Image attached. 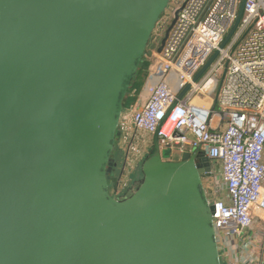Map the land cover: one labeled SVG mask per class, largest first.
I'll return each mask as SVG.
<instances>
[{"label":"water","instance_id":"water-1","mask_svg":"<svg viewBox=\"0 0 264 264\" xmlns=\"http://www.w3.org/2000/svg\"><path fill=\"white\" fill-rule=\"evenodd\" d=\"M168 4L0 0V264H221L199 149L172 160L154 134L131 195L108 189L122 101Z\"/></svg>","mask_w":264,"mask_h":264},{"label":"built area","instance_id":"built-area-1","mask_svg":"<svg viewBox=\"0 0 264 264\" xmlns=\"http://www.w3.org/2000/svg\"><path fill=\"white\" fill-rule=\"evenodd\" d=\"M241 0H182L143 91L132 111L131 142L140 133L156 134L161 148L178 145L179 153L199 149L220 164L221 198L211 186L205 189L213 207L216 232L240 237L250 228L255 211L264 212V0H246L238 26L223 48L220 43L237 17ZM218 55L206 72L195 75L215 50ZM223 75L216 92L218 111L189 102L195 93L205 96L214 76ZM176 89L189 84L185 99L176 104ZM208 86L205 88V86ZM122 115V114H121ZM217 115L219 128L211 122ZM128 146V149H129ZM153 147V145H152ZM124 174L115 195L126 187ZM128 176V173L126 174ZM246 248V246H245ZM242 264L251 258H241Z\"/></svg>","mask_w":264,"mask_h":264},{"label":"crops","instance_id":"crops-1","mask_svg":"<svg viewBox=\"0 0 264 264\" xmlns=\"http://www.w3.org/2000/svg\"><path fill=\"white\" fill-rule=\"evenodd\" d=\"M171 88L174 91H177V95L181 90L176 89V85L173 79H170ZM144 87V84H143ZM143 87L141 90V96H145L143 91ZM211 90L205 96H198L197 102L204 108H209L214 112L218 111V106L215 103V96L218 89H216V80L213 81L210 85ZM219 87V86H218ZM184 96L182 99H185ZM196 97H191L189 102L195 100ZM140 105L135 103L131 108H127L122 111V115L120 117L118 131L120 135L118 136V148L121 150L128 149L131 134L133 132L132 124L129 120L130 115L133 110L138 108ZM219 118L215 115L212 119L211 126L213 128H219ZM154 135L140 133L136 135L133 142H131L128 152L129 157L127 159V173L125 174L123 183L126 184V187L123 189V193H126V189L132 184V187L136 185L140 178L135 176L138 172V165L143 161L145 152L149 150L153 145ZM211 172L202 176L203 184L205 189L208 187H217L218 184L215 182H219L220 184V173L221 168L220 164L217 161L210 160ZM204 177V178H203ZM215 184V185H214ZM221 192L219 196L221 198L225 197V192L221 188ZM253 223L250 228L246 229L240 237L226 234L224 232H218L216 235L217 245L219 250V257L221 264H242V257L251 258V262L248 264H264V212L255 211L253 213ZM246 246V248H245Z\"/></svg>","mask_w":264,"mask_h":264},{"label":"rangeland","instance_id":"rangeland-1","mask_svg":"<svg viewBox=\"0 0 264 264\" xmlns=\"http://www.w3.org/2000/svg\"><path fill=\"white\" fill-rule=\"evenodd\" d=\"M181 2H182V0H169V4H168L167 9L161 14V17L159 18L158 23H156V25H155V28H154V30L152 32L153 39H155L154 48H153V50H151L150 52H148L144 56L145 60L149 62V66H148L147 72L151 68V66L154 65V63L156 61V54H157L156 48L160 44L161 39L164 37V34H165L167 28L169 27L172 19H173L174 12L179 7V5H180ZM147 72H142L140 75H138L136 77V79L139 80L141 83L144 84L145 83V80H146ZM222 75H223V70H220V72H218L217 75L214 76L213 79H212V80H215L216 79V89H218V86L220 84ZM201 79H202V77L199 80H201ZM207 87L208 86L206 85L205 88H207ZM200 95H202V94L201 93H195L193 95V97H196V98L192 102V104H200V103L197 102V97L200 96ZM117 139H119L118 136L116 137L115 147L113 149V152H112L111 156L113 158H115L116 162H118L117 169H119V168L121 169V167H122V165L124 163L125 156L127 154V149H124V150L118 149L117 150V145H118V142H119V140H117ZM179 156L180 155H179L178 150H176V151L174 150L173 152H171L170 158L172 160H177L179 158ZM141 164H142V162L138 165V172H137V174L135 176H137L138 178H141L142 179L143 175H142V172H141ZM117 169L115 170V173H114L115 174V177H117V174H116L117 171H118ZM116 181L117 180H115V181L114 180H111L110 181L109 192L112 195H115V188H117V184L115 183ZM215 184H218V185H217V187H214V189L217 190V194H220V192L222 191L221 190V188H222L221 187V182H220V184H219V182H215ZM134 190L135 189H133L130 192H126V195L127 196L131 195V193ZM123 195H124L123 191L120 190L118 192V195H115V196L119 199L120 197H123Z\"/></svg>","mask_w":264,"mask_h":264},{"label":"trees","instance_id":"trees-1","mask_svg":"<svg viewBox=\"0 0 264 264\" xmlns=\"http://www.w3.org/2000/svg\"><path fill=\"white\" fill-rule=\"evenodd\" d=\"M161 17V16H160ZM158 23V22H157ZM155 44V39H153V34H151L149 41H148V46L146 50L144 51V54L141 58V62L139 63L135 75L133 76L129 87L125 93V96L122 101V111H124L127 108H131L132 106L135 105L139 94L142 90L143 83H141L139 80L136 79L138 75H140L142 72H147L149 62L145 60L144 56L151 51L150 45ZM148 73V72H147ZM153 153V150L150 152V154Z\"/></svg>","mask_w":264,"mask_h":264},{"label":"flooded vegetation","instance_id":"flooded-vegetation-1","mask_svg":"<svg viewBox=\"0 0 264 264\" xmlns=\"http://www.w3.org/2000/svg\"><path fill=\"white\" fill-rule=\"evenodd\" d=\"M151 50H153V49H151ZM115 147V146H114ZM119 148H118V146H117V150H118ZM153 150V148L151 147L149 150H147L146 152H145V155H144V158L143 159H145L147 156H149L150 155V152ZM142 159V160H143ZM117 167H118V162H116V160H115V165H114V167L112 168V171H111V173L109 174V177H110V181L111 180H117L115 183L118 185V183H119V181L122 179V177H123V174H124V166L122 165V167H121V169L119 168V169H117ZM118 170L117 171V177H115V170ZM114 174V175H113ZM140 180H141V178L139 179V181L136 183V185L134 186V188L132 187V184L126 189V192H130V191H132L133 189H135V187H137V185L139 184V182H140ZM110 181H109V184H108V189H109V185H110ZM127 195H126V193L123 195V197H120L119 199H123V198H125Z\"/></svg>","mask_w":264,"mask_h":264}]
</instances>
